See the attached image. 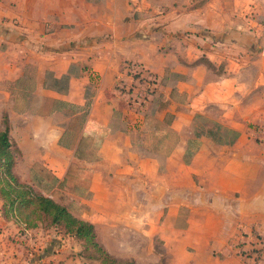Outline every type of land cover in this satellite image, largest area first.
<instances>
[{
  "label": "crops",
  "instance_id": "obj_1",
  "mask_svg": "<svg viewBox=\"0 0 264 264\" xmlns=\"http://www.w3.org/2000/svg\"><path fill=\"white\" fill-rule=\"evenodd\" d=\"M127 61L170 85L167 153L143 154L127 128ZM203 114L235 131L234 143L196 135ZM3 116L16 175L23 158L65 188L83 184L72 196L93 213L78 218L110 255L137 247L159 252L146 264H245L233 238L264 235V0H0V126ZM93 139L92 158L77 162ZM10 226L0 211V264H45L55 240L60 252L75 241L48 230L24 247L44 255H24Z\"/></svg>",
  "mask_w": 264,
  "mask_h": 264
},
{
  "label": "rangeland",
  "instance_id": "obj_2",
  "mask_svg": "<svg viewBox=\"0 0 264 264\" xmlns=\"http://www.w3.org/2000/svg\"><path fill=\"white\" fill-rule=\"evenodd\" d=\"M255 46V45H253ZM129 61L124 63L125 74L127 75V71L125 68V64ZM138 66V69L141 71L140 75H128L126 77L127 81L119 83V91H120V98L123 100L126 115L125 121L127 122V128L133 131L134 133V144H137V147L143 154H164L170 151L176 144V137L175 134L169 131L167 122L169 118H165L164 122H160V119L163 116V112L161 111L165 106V99L166 93L169 91L170 85L167 87L162 86L161 76L153 75L146 71L142 64L135 62ZM170 74V73H167ZM167 80V83H171L170 81H176V77L171 75H166L163 77ZM24 86L29 88V84H25ZM9 87V86H8ZM145 97L143 101L142 98ZM175 102H182L185 101L183 97H175ZM184 103V102H183ZM4 117V116H3ZM193 132L196 135H205L208 137L210 132H220L221 135L225 136V132H221L218 129V126L213 122V119L206 114L196 116L194 124L192 125ZM132 128V129H131ZM0 129H3V124H1ZM76 142L71 141L68 144H75ZM98 144L97 139L89 140L84 142V148L81 150L78 157H76L77 162L81 159H90L92 158V154L96 149V145ZM51 155L57 156L58 154L55 151H51ZM19 156L17 155V160ZM163 159V158H159ZM185 160H189L188 157ZM78 163H73V174L70 176V179L79 175V169L77 165ZM18 176L23 182L28 183L29 185L33 186V188L38 191L39 193L53 198L57 203L65 206L73 216L79 217L83 215H88L89 213H93L92 211H87L84 209L83 205H80L79 201L74 198L72 195L78 197L83 196L85 186L82 184L81 190H72L71 188H65L63 181L56 180V177L52 175L51 171L47 169L42 164L36 163V165H30L29 160H25L21 158L19 160L18 165ZM82 176L83 182L87 175L85 173H80ZM1 202V200H0ZM2 206V203L0 204ZM1 211V209H0ZM34 220L35 226L34 228L24 227L23 223L16 224V227L10 226L13 231L12 234L9 236L8 240L12 243H15L16 238H18L17 243L22 245L23 248L26 247L25 245L28 244L29 238H39L41 242L45 240V231H52L53 233H59L58 229H54L49 225V220L47 219H37L36 217L32 218ZM34 230L39 229V233H31L25 232V230ZM10 232V231H9ZM37 234V235H36ZM239 233L233 238V243L236 246L238 244L239 249L243 252L242 259L245 264H259L264 261V256L261 257L264 252V245L261 243V240H264V235L260 236L258 233H247L242 234ZM43 240V241H42ZM56 242V240L54 241ZM52 243L50 246V250L57 256L52 257L48 263L45 264H99L100 262L95 258L93 254V250L88 248L84 242L82 241H73L68 243L67 248H69L65 252H60L61 248L57 247L56 243ZM258 242V243H257ZM242 243V244H241ZM55 246V247H54ZM17 249H19L17 247ZM36 249L33 248V250ZM134 249V250H133ZM26 250V251H25ZM59 253H56L55 251ZM132 252L123 253V254H111L112 256L119 258V259H128L133 260L137 264H146L155 261L154 257L158 256L157 253H147L142 251L141 249H137V247L132 248ZM239 250V251H240ZM24 255H33L39 253V255H44V251L39 250L38 252L33 251L31 253L30 248H24L23 250ZM31 253V254H30ZM29 257V256H28ZM261 257V258H259ZM252 258H259V262L252 261Z\"/></svg>",
  "mask_w": 264,
  "mask_h": 264
},
{
  "label": "trees",
  "instance_id": "obj_3",
  "mask_svg": "<svg viewBox=\"0 0 264 264\" xmlns=\"http://www.w3.org/2000/svg\"><path fill=\"white\" fill-rule=\"evenodd\" d=\"M137 76V75H135ZM3 129L0 130V200L1 216L9 222L23 223L24 227L34 228L32 218L47 219L49 225L58 229L59 234L82 241L93 250L99 264H137L133 260L119 259L110 255L98 241V236L93 224L73 216L68 209L55 202L51 197L36 191L33 186L22 182L14 172L19 151L16 145L10 141L9 126L6 116L2 119ZM219 131L210 132V137L218 144L231 145L237 139L238 134L217 125ZM223 136V137H222ZM198 141L188 143L185 158H191ZM187 161V160H185ZM243 255V252L241 253ZM259 262L258 259L252 260ZM260 263V262H259Z\"/></svg>",
  "mask_w": 264,
  "mask_h": 264
},
{
  "label": "built area",
  "instance_id": "obj_4",
  "mask_svg": "<svg viewBox=\"0 0 264 264\" xmlns=\"http://www.w3.org/2000/svg\"><path fill=\"white\" fill-rule=\"evenodd\" d=\"M138 65V64H137ZM136 65V63L135 62H128V63H126L125 64V68H126V71H127V75H140V73H141V71L138 69V66ZM142 100L144 101L145 100V97H143L142 98ZM260 236H262V235H260ZM261 243H263V245H264V240H261L260 241ZM258 243V242H257ZM242 244V243H241ZM236 248H237V254L240 256V257H242L241 256V253L242 252H244V251H241L240 249H239V246H238V244H236ZM240 250V251H239ZM264 251H262L261 252V254L263 253ZM264 256V254L261 256V257H263ZM261 257H259V258H261ZM259 258H252V260H256V259H259ZM260 264V263H259Z\"/></svg>",
  "mask_w": 264,
  "mask_h": 264
}]
</instances>
